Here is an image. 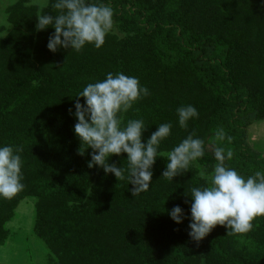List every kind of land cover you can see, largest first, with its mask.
Segmentation results:
<instances>
[{
  "label": "trees",
  "instance_id": "16d2710c",
  "mask_svg": "<svg viewBox=\"0 0 264 264\" xmlns=\"http://www.w3.org/2000/svg\"><path fill=\"white\" fill-rule=\"evenodd\" d=\"M49 0L40 14L55 16ZM109 5L118 35L99 49L47 48L55 29L36 31L37 9L19 1L10 9L13 28L0 42V147L23 146V191L0 197V227L24 198L35 199L32 234L55 264H264V246L233 250L231 229L217 225L197 244L191 231L169 215L179 205L191 218V189L207 186L189 170L162 177L167 153L188 135L205 141L196 162L210 172L217 161L207 145L223 128L233 137L228 167L244 177L264 171V154L247 144V129L264 120V0H87ZM25 25V30H22ZM108 73L136 77L150 95L123 113V124L142 119L146 143L160 124L172 125L158 147L152 182L132 197L126 178L88 167L92 149L74 132L76 97ZM191 105L198 117L181 128L177 108ZM72 109V114L69 109ZM85 150L79 155L78 150ZM108 163L127 169V154ZM188 201L185 203V201ZM253 226L264 231V217ZM238 236V234H237ZM6 238L0 230V245ZM236 245V244H235Z\"/></svg>",
  "mask_w": 264,
  "mask_h": 264
},
{
  "label": "clouds",
  "instance_id": "9594fccd",
  "mask_svg": "<svg viewBox=\"0 0 264 264\" xmlns=\"http://www.w3.org/2000/svg\"><path fill=\"white\" fill-rule=\"evenodd\" d=\"M52 7L58 10L57 14H38L35 28L36 31L49 26L55 29L47 44L53 53L59 48L80 52L88 44L99 49L113 29L114 12L109 5L88 3L87 0H56ZM148 95V88H142L138 78L123 73H108L106 79L89 83L78 93L76 97L84 98V104L79 99L75 101L77 123L74 132L81 145L93 150L88 167L99 166L105 174H114L118 181L124 180L127 172L132 197L149 189L159 144L169 136L172 128L170 123L160 124L143 143L142 133L147 126L142 119H130L122 127V114ZM69 113L72 114L71 108ZM177 114L180 127L185 129L190 119L198 117L197 109L191 105L177 108ZM194 137L193 132L171 151L159 153L166 155L168 160L162 177L173 180L188 171L192 162L205 155V141ZM225 139L231 144L233 137L226 136L223 128L217 129L214 140L207 145L217 163L210 175L206 176L203 170L199 173L202 179L207 180V186L191 189V231L188 235L197 244L217 225L231 229L227 234L246 233L252 230V222L257 217H264V171L244 177L228 167L225 161L231 160L234 153L231 148L218 146ZM86 149L81 150L80 147L78 154L84 155ZM23 150L22 145L15 149L13 146L0 147V197L4 199L14 198L25 188L19 155ZM122 153L127 154V169L108 163L111 156ZM169 215L177 224L185 218L179 205L174 206Z\"/></svg>",
  "mask_w": 264,
  "mask_h": 264
},
{
  "label": "rangeland",
  "instance_id": "374dc122",
  "mask_svg": "<svg viewBox=\"0 0 264 264\" xmlns=\"http://www.w3.org/2000/svg\"><path fill=\"white\" fill-rule=\"evenodd\" d=\"M23 2V6L35 7L37 15L48 5L49 0H0V42L7 38L13 28L9 22L11 17L10 9L18 3ZM43 5V6H42ZM25 30V25H21ZM110 35H118L115 24ZM247 144L256 153L264 154V120L254 123L247 129ZM196 171V178L202 179L199 175L204 167L196 161L190 164ZM35 199L27 197L22 199L15 208L12 217L0 227L5 232L6 238L0 245V264H55L54 256L44 247V245L32 234L34 220ZM184 224L189 227L191 218L183 219ZM181 224V223H180ZM190 229V228H189ZM191 230V229H190ZM235 239V240H234ZM233 248L236 254L247 255L251 250L243 245L264 246V231H259L253 226L252 230L246 233H239L233 236ZM236 244V245H235ZM259 258L264 259V255Z\"/></svg>",
  "mask_w": 264,
  "mask_h": 264
}]
</instances>
